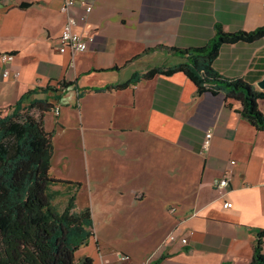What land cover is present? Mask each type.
I'll return each instance as SVG.
<instances>
[{
  "label": "crops",
  "instance_id": "crops-1",
  "mask_svg": "<svg viewBox=\"0 0 264 264\" xmlns=\"http://www.w3.org/2000/svg\"><path fill=\"white\" fill-rule=\"evenodd\" d=\"M63 1L0 2V108L33 90H58L26 105L48 97L60 109L43 118L53 136L51 175L81 184L76 210L89 208L94 224L78 256L93 264H249L264 230V131L238 106L228 109L223 94L199 95L181 72L120 86L184 62L147 49L201 48L217 26L225 33L264 27V0H76L93 7L81 27L95 42L72 69L58 49ZM83 12L73 10L78 18ZM2 54L14 61L3 63ZM7 68L18 78H3ZM214 68L264 92V37L222 45ZM258 105L264 115V100ZM208 130L213 138L203 153ZM224 176L230 184L222 196ZM65 189L67 198L76 190ZM174 232L188 243L163 246Z\"/></svg>",
  "mask_w": 264,
  "mask_h": 264
},
{
  "label": "trees",
  "instance_id": "trees-1",
  "mask_svg": "<svg viewBox=\"0 0 264 264\" xmlns=\"http://www.w3.org/2000/svg\"><path fill=\"white\" fill-rule=\"evenodd\" d=\"M263 37L264 27L251 32L225 33L217 26L215 38L201 48L147 49L145 54L163 51L181 57L184 62L135 75L120 88L158 74L170 76L181 72L195 85L199 95L223 94L228 109L238 106L236 111L243 118L258 131H264V115L258 105L264 100V92L255 91L241 79L220 75L214 68L222 45L252 43ZM59 85L63 90L68 87L64 82ZM49 91L58 90L53 87L33 90L16 104L0 108V264L94 262L90 257L78 256L94 238L91 210H76V193L81 184L57 180L51 175L53 136L45 129L43 118L55 106L48 97L31 100L26 105L33 95ZM54 185L76 188L62 210L55 205L58 193L51 190ZM263 240L264 230L257 235L254 257L249 264H264Z\"/></svg>",
  "mask_w": 264,
  "mask_h": 264
},
{
  "label": "built area",
  "instance_id": "built-area-1",
  "mask_svg": "<svg viewBox=\"0 0 264 264\" xmlns=\"http://www.w3.org/2000/svg\"><path fill=\"white\" fill-rule=\"evenodd\" d=\"M76 7L83 8V15L78 18L73 14V10ZM61 12L65 14L66 21L58 38V49L60 54L68 55L70 58L69 67L72 69L75 66V57L79 53L86 52L90 46L95 42V35L87 33L81 27V24L87 22L89 14L92 12L93 7L86 1H76V0H64L61 5ZM1 60L5 64H10L14 61L13 54H2ZM3 78H18V73L10 69H5L2 73ZM54 114L58 116L60 114L59 107L54 109ZM213 138L212 130H208L205 134L202 143V152L205 153L209 151L211 147V142ZM233 164H235L233 162ZM230 180L228 176H224L217 184V190L222 196L225 194L226 190L229 188ZM231 203H225V208H230ZM176 208H170L169 212L174 214ZM179 243L181 245H186L188 243L186 238H181L176 235V233H171L163 243V246H168L169 244ZM122 261L128 260L127 256L119 255Z\"/></svg>",
  "mask_w": 264,
  "mask_h": 264
},
{
  "label": "rangeland",
  "instance_id": "rangeland-1",
  "mask_svg": "<svg viewBox=\"0 0 264 264\" xmlns=\"http://www.w3.org/2000/svg\"><path fill=\"white\" fill-rule=\"evenodd\" d=\"M51 190L53 191V192H57L58 194H57V197H56V201H55V205L60 209V210H62L64 207H65V205H66V203H67V200H68V198L67 197H65V191H66V189H65V186L64 185H54L52 188H51ZM82 196V195H81ZM80 196V197H81ZM80 197L78 198V206H79V208H81V200H80Z\"/></svg>",
  "mask_w": 264,
  "mask_h": 264
},
{
  "label": "water",
  "instance_id": "water-1",
  "mask_svg": "<svg viewBox=\"0 0 264 264\" xmlns=\"http://www.w3.org/2000/svg\"><path fill=\"white\" fill-rule=\"evenodd\" d=\"M260 88L264 89V82L261 83Z\"/></svg>",
  "mask_w": 264,
  "mask_h": 264
}]
</instances>
